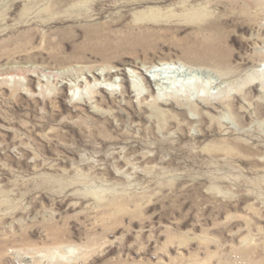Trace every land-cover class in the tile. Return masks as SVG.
<instances>
[{
    "label": "rangeland",
    "instance_id": "374dc122",
    "mask_svg": "<svg viewBox=\"0 0 264 264\" xmlns=\"http://www.w3.org/2000/svg\"><path fill=\"white\" fill-rule=\"evenodd\" d=\"M0 264H264V0H0Z\"/></svg>",
    "mask_w": 264,
    "mask_h": 264
},
{
    "label": "bare ground",
    "instance_id": "6f19581e",
    "mask_svg": "<svg viewBox=\"0 0 264 264\" xmlns=\"http://www.w3.org/2000/svg\"><path fill=\"white\" fill-rule=\"evenodd\" d=\"M78 10L81 13H83L81 9H78ZM73 11H71V12H73ZM138 71H139V73L137 75H138V77L140 76V78H142V82L144 83L143 86H142V89L138 85V83L132 81V79H134V78H131V77L130 78L129 77L127 78V77L124 76L125 77L124 80L126 82H128V85L130 87V90H131V92L134 94V96L136 98H138V97H140L142 95L143 90H146L147 91L146 96H148V95L149 96H154L155 95L156 104H157V101H159L158 99H159L161 93H163V92L169 93L170 92L169 94L173 97V99H174V97L177 98L178 101H175V102H177L179 104L177 106L180 107V105H182V103L184 101L185 102H189L192 99H191V97H188L187 99L182 98L183 95H181V97H179V95H177L178 92H182L184 89H188V90L190 89L193 92L196 88H198V85L194 81L193 82H189L187 84L184 83V82H180L177 79L174 80V81L173 80L172 81L168 80L167 83H165L164 81H162L160 78H156L155 80L151 81V80H149V78L147 77V75H145V73H144L143 70H141V69L138 68ZM88 73H90V74L93 75V76H90V74L88 75L90 77V79L92 78V79H94V80L97 81V83L95 85V89L96 88H99L100 90H105L106 92H114L116 90L117 84L111 82L112 81V78H113V72H111L109 70L107 72H105L103 70L102 73H98V74L95 71H91V72H88ZM98 81H100V82H98ZM86 85L88 86L87 83H86ZM90 86H91V84H90ZM74 89H76V87L73 88V90ZM93 89L94 88L91 87V90H93ZM91 92H93V91H91ZM143 98H144V96H143ZM159 104L160 105H165L164 103H159ZM184 105H185V103H184ZM184 105L182 106L181 109H184L183 108Z\"/></svg>",
    "mask_w": 264,
    "mask_h": 264
}]
</instances>
